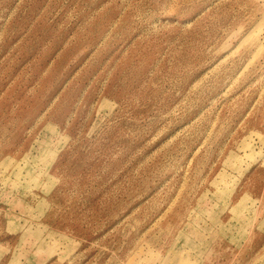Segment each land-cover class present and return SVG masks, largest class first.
Returning a JSON list of instances; mask_svg holds the SVG:
<instances>
[{
	"label": "rangeland",
	"instance_id": "1",
	"mask_svg": "<svg viewBox=\"0 0 264 264\" xmlns=\"http://www.w3.org/2000/svg\"><path fill=\"white\" fill-rule=\"evenodd\" d=\"M0 264H264V0H0Z\"/></svg>",
	"mask_w": 264,
	"mask_h": 264
},
{
	"label": "bare ground",
	"instance_id": "2",
	"mask_svg": "<svg viewBox=\"0 0 264 264\" xmlns=\"http://www.w3.org/2000/svg\"><path fill=\"white\" fill-rule=\"evenodd\" d=\"M169 262H170V260H169Z\"/></svg>",
	"mask_w": 264,
	"mask_h": 264
}]
</instances>
